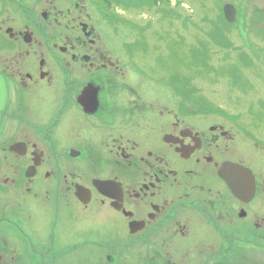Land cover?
Segmentation results:
<instances>
[{
    "label": "flooded vegetation",
    "instance_id": "1",
    "mask_svg": "<svg viewBox=\"0 0 264 264\" xmlns=\"http://www.w3.org/2000/svg\"><path fill=\"white\" fill-rule=\"evenodd\" d=\"M102 18L0 0V264H264V134L174 102Z\"/></svg>",
    "mask_w": 264,
    "mask_h": 264
},
{
    "label": "rangeland",
    "instance_id": "2",
    "mask_svg": "<svg viewBox=\"0 0 264 264\" xmlns=\"http://www.w3.org/2000/svg\"><path fill=\"white\" fill-rule=\"evenodd\" d=\"M241 1L104 0V37L114 44L113 37L140 39L143 31L152 77L174 102L188 99L194 109L226 122L236 117L264 134V0ZM229 3L237 10L232 24L221 16Z\"/></svg>",
    "mask_w": 264,
    "mask_h": 264
},
{
    "label": "water",
    "instance_id": "3",
    "mask_svg": "<svg viewBox=\"0 0 264 264\" xmlns=\"http://www.w3.org/2000/svg\"><path fill=\"white\" fill-rule=\"evenodd\" d=\"M223 12H224V17L228 22L234 21L235 9L232 5L229 4L225 5L223 8ZM5 102H6L5 83L2 79H0V113L5 105Z\"/></svg>",
    "mask_w": 264,
    "mask_h": 264
},
{
    "label": "bare ground",
    "instance_id": "4",
    "mask_svg": "<svg viewBox=\"0 0 264 264\" xmlns=\"http://www.w3.org/2000/svg\"><path fill=\"white\" fill-rule=\"evenodd\" d=\"M3 87V86H2Z\"/></svg>",
    "mask_w": 264,
    "mask_h": 264
}]
</instances>
